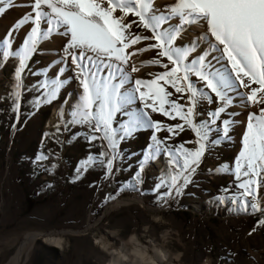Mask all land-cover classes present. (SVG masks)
I'll return each mask as SVG.
<instances>
[{"label":"snow or ice","instance_id":"6c2138e0","mask_svg":"<svg viewBox=\"0 0 264 264\" xmlns=\"http://www.w3.org/2000/svg\"><path fill=\"white\" fill-rule=\"evenodd\" d=\"M14 6V0H0V15ZM29 8L0 37V63L15 61L11 93L15 112L19 113L22 93L27 91L24 73L39 45L53 35L65 37L60 64L67 63L68 67L57 66L54 77L45 72L44 79L31 86L39 93L34 106L51 104L72 79L78 82L82 90L78 100L73 104L68 94L64 101L71 107L70 119L63 121L65 131L71 130L70 125H79L87 129L85 139L90 144L103 142V150L97 156L89 155L80 167L87 170L99 164L106 170L105 178L115 174L114 161L122 156L120 143L137 131L151 129V143L133 180L141 183L145 163L166 155L167 179L157 183L153 192L159 201L167 202L182 195L192 183L206 151L230 139V129L236 123L230 117L237 115L229 112L234 103L230 93H236L242 107H259V111L247 115L234 168L224 165L215 171L234 175L233 187L238 191L229 199L237 211L264 216V201L260 199L264 190V0H172L164 10L156 0H30ZM130 16L135 19L128 20ZM202 23H206L204 35L198 34L190 46L176 45L182 34ZM133 26L151 35H133ZM21 29L25 38L14 47L15 34ZM204 40L208 50L201 54L197 49ZM141 41L154 43L133 50ZM147 51H155V58L139 67L130 64L132 57ZM147 65H158L164 71L155 73L151 80L136 78L133 83L129 69L136 73ZM68 70L74 73L72 77H65ZM174 95L177 99H170ZM137 100L140 108L133 107ZM203 102L215 107L208 119L197 120ZM149 109L169 119L178 117L182 123L164 125L152 119ZM60 111L63 115L64 109ZM121 116L127 119L120 120ZM186 128L194 140L168 143ZM162 130L169 136L159 138L157 133ZM188 144L195 147L190 149ZM162 188L167 190L162 192ZM230 191L223 189L225 194ZM218 200L228 202L223 195ZM258 225L264 226V219H259Z\"/></svg>","mask_w":264,"mask_h":264},{"label":"rangeland","instance_id":"374dc122","mask_svg":"<svg viewBox=\"0 0 264 264\" xmlns=\"http://www.w3.org/2000/svg\"><path fill=\"white\" fill-rule=\"evenodd\" d=\"M14 3V7L0 15V26L7 23L6 33L30 11L26 8L28 0H14ZM170 4L164 3L162 9ZM133 19L135 17H128V20ZM131 33L151 35L137 26L132 27ZM21 34L25 38V31L21 29L15 34L14 47L22 43ZM59 37L58 46L63 56L66 38ZM149 43L154 41H141L133 46V50ZM41 48L39 45L24 73L27 91L22 93L19 113L14 111L11 99L15 61H7L0 72V264L13 263V257L27 234L52 232L64 238L62 246L50 245L38 237L32 242L29 255L23 257V264H104L109 254L94 237L102 236L115 248L132 233H137L144 243L148 238L164 242L184 264H264V226L258 225V220L264 216L235 210L236 206L229 199L238 191L233 187L234 175L231 171H215L224 165L234 168L235 158L242 148L247 115L249 112L258 113L259 107H242L239 96L230 93L234 103L229 112L237 113L230 117L236 121L230 129V139L206 151L192 183L182 195L169 198L167 202L159 201L153 189L162 179H167L166 155H162V169L155 168L149 161L141 172L142 182L133 180L143 153L151 143V129L137 131L120 143L122 156L114 161L115 174L105 178L106 170L99 164L87 170L80 167V162L89 155L97 156L103 150L102 141L93 142L95 146L90 144L85 139L87 129L79 125H70V131H65L64 122L50 127L45 125L52 109L71 88L73 79L61 90L57 100L34 106L39 93L31 86L38 79H44L45 72L54 77V67L58 66L51 61L52 58L48 59L55 52L44 54ZM155 56V51H147L135 55L134 61L139 67L140 63ZM163 71L158 65H147L135 73L132 82L136 78L151 80L155 73ZM65 77L72 76L68 73ZM239 91L243 93L245 90ZM170 99L175 100L177 96ZM141 106L139 100L133 105L135 108ZM214 107L201 103L197 120L208 119V113ZM149 112L153 120L164 125L182 123L178 117L169 119L159 112L151 113L150 109ZM157 135L163 139L169 133L162 130ZM194 139V134L186 128L168 143L176 145ZM186 146L195 147L194 144ZM40 156L47 159H38ZM116 168L122 170L116 171ZM226 187L231 189L227 194L223 192ZM166 190L161 189L162 192ZM221 195L228 201L222 205L218 200ZM127 198H131L127 203L111 205ZM260 199L264 201V190ZM195 203L205 204L210 212L205 214L194 209ZM167 230L169 233L163 241L162 235Z\"/></svg>","mask_w":264,"mask_h":264},{"label":"bare ground","instance_id":"6f19581e","mask_svg":"<svg viewBox=\"0 0 264 264\" xmlns=\"http://www.w3.org/2000/svg\"><path fill=\"white\" fill-rule=\"evenodd\" d=\"M29 3L30 0H28L26 8L29 9ZM157 5L163 10V4L164 3H172V0H156ZM25 9V8H24ZM7 23H4V25L1 27L0 26V37H3L6 35V25ZM175 24V21L173 22V26ZM167 26V25H166ZM206 31V23H202L200 26H192V30L188 31L185 34H182V38H179L176 41V45L178 47H187L190 46V44L194 41L197 40V36L199 35H204ZM23 34L20 35V39L23 40L24 38ZM60 40L61 37L58 35H53V37L49 40L43 41L40 46H42L41 51L45 53L49 52H55V54H50L52 57L48 58L52 62L58 65L59 67H68L67 63L60 64L61 60V52L59 49L58 44L60 45ZM208 50V44L207 41H201L199 43V47L197 49L198 52L201 54L203 51ZM195 54V53H193ZM214 55L219 56V53H214ZM47 59V60H48ZM55 60V62H54ZM134 57L130 59V64H137L136 61H134ZM6 62L0 63V72L1 68L4 66ZM224 61H221V64H223ZM141 64V63H140ZM137 66V65H136ZM219 66V65H218ZM57 66L54 67V69ZM144 68V67H143ZM142 70V69H141ZM52 72H55L52 70ZM129 69V75L131 76V80L134 78L135 73H130ZM70 74L71 76L74 75V73L71 70H68L65 72V74ZM137 73V72H136ZM82 90L80 89L78 82L73 79L71 88L67 92V94L64 96L62 101L57 103L55 107L52 109L51 113L48 115L46 119L45 125L48 127L54 126L57 123H63L64 120L70 119V116L68 113H70V106L65 104L64 101L66 99H69V95L71 102L74 104L76 100H78V95ZM64 109L63 115L61 114V109ZM153 163V166L157 169H162L161 167L163 166V157L158 156L155 160L151 161ZM131 198L127 199H121L113 202L111 205L114 206L118 203L129 201ZM224 202H221V205ZM194 209L204 212L209 213L206 209L205 204L203 203H195L192 206ZM236 210V208L234 207ZM215 211V210H212ZM211 211V212H212ZM169 231H165L164 234L162 235L163 241L166 239L167 234ZM38 237H42L43 240L50 244L54 245L57 247L62 246L61 243H63L64 238L57 235L56 233H34V234H27L25 240L21 243L19 248L17 249V252L15 256L13 257V263L12 264H23V257H27L29 250L32 247V242L36 240ZM96 242L99 243L109 254L108 260L104 264H184L182 262H179L177 260L178 254L172 253L164 244V242H158L153 238H148L146 242L144 243L138 236L137 233H132L126 240L121 241L120 245L113 248L110 246V243L106 241L102 236H95L94 237ZM24 257V258H25ZM206 263V262H205Z\"/></svg>","mask_w":264,"mask_h":264}]
</instances>
